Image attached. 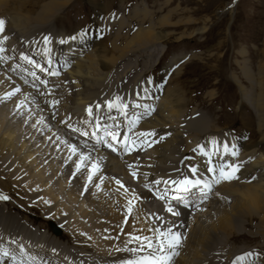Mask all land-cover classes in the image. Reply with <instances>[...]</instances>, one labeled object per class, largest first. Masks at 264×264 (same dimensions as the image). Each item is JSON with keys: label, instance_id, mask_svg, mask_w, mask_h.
<instances>
[{"label": "bare ground", "instance_id": "1", "mask_svg": "<svg viewBox=\"0 0 264 264\" xmlns=\"http://www.w3.org/2000/svg\"><path fill=\"white\" fill-rule=\"evenodd\" d=\"M70 1L0 0V18L6 20L2 35L8 37L0 44L4 49L0 52V195L8 197L0 199V249L9 253L0 257V264H13L12 256L26 264H124L143 254L127 250L140 246L133 237L152 236L150 230L168 228L184 237L172 264H264L262 74L258 73L256 79L243 63L244 76L252 84L251 95L232 76L238 84L240 102L246 106L245 100L251 106L254 121L249 117L243 120L242 136L233 133V139L224 138L219 134L218 119L204 121L198 109H186L193 102V93L188 97L171 87L159 88L168 74L174 80L182 74L179 65L187 55L169 58L160 69L161 79L155 82L154 78L142 80V72L149 70L145 64L142 72L129 74L137 61L127 73L121 72L123 67L113 74L117 60L165 37L154 30L151 10L141 12L150 18L146 27L139 26L122 47L112 40L108 49L102 41L92 42L97 39V23H101L97 21L98 12L88 20L82 19L77 27L74 22L80 20L76 16L70 25L60 24L69 17L68 10L66 16L61 11L70 6ZM168 16L160 18L158 25L170 23ZM45 36L51 41L47 45L50 56L44 51ZM70 36L76 39L69 40ZM61 39L66 43L61 44ZM91 44L92 52L86 53ZM109 50L118 54L107 55ZM21 54L37 62L42 70L33 77L22 75V70L30 74L37 68L29 67ZM52 72L58 77L49 75L50 82L42 86L47 77L43 74ZM214 93L208 90L206 96L212 98ZM117 95L128 104L127 118L117 109L103 107L106 100ZM97 103L102 105L100 124L109 128L119 125V132L123 126L131 127L128 121L139 115L131 140L144 139L137 135L140 132L154 131L156 135L148 137L147 142H156L151 147L138 144L116 156L102 152L99 146L82 145L87 144L88 136L71 129L76 122L82 131L96 124ZM89 105L93 106L91 118L86 112ZM144 105L154 109L151 114ZM248 120L261 132L254 142L244 140L254 136ZM212 139L220 149L211 157L216 172L208 171V157L197 148L203 145L211 151ZM224 144L230 148L235 145L238 155L224 153ZM71 145L77 148L75 154L70 151ZM81 154L86 159L77 170ZM92 163L99 169L89 180ZM227 164L239 166L236 178L213 183L209 201L195 210L177 209L174 211L179 215L174 216L147 195L149 189L163 183L155 184L158 179L174 181L188 176L212 181L219 175V167ZM191 167L197 168L196 174L190 172ZM80 196L81 203L77 201ZM51 225L60 229L58 236L52 234ZM236 253L252 255L240 261Z\"/></svg>", "mask_w": 264, "mask_h": 264}, {"label": "rangeland", "instance_id": "2", "mask_svg": "<svg viewBox=\"0 0 264 264\" xmlns=\"http://www.w3.org/2000/svg\"><path fill=\"white\" fill-rule=\"evenodd\" d=\"M147 9L152 11L154 30L162 32L165 37L117 60L113 74L123 67L121 72L125 70L127 73L137 61L139 64L131 68L129 74L134 76L142 72L141 67L145 64L149 70L145 74L142 72V80L154 78L155 82V79H161L160 72L169 58L187 55L188 58L179 65L182 74L176 80L169 78L168 74L163 78L160 90L171 87L188 97H192L193 93V102L186 109H198L204 121L218 119L219 134L224 138L233 139V133L242 136V122L248 117L253 120V111L245 100L246 106L241 104L238 84L232 76L249 91V95L252 93V84L244 76L243 63H246L256 79H259L258 73L264 77V0H71L70 6L61 11L65 15L68 10L69 17L60 24L68 26L75 21L73 18L76 16L80 20L78 24L74 22L77 27L82 19H90L96 11L100 15L97 21L101 23H97V41L92 42L102 41L110 49L113 40L117 46L122 47L127 37L130 38L139 26H147L150 18L141 15ZM166 14L169 15L167 20L170 23L158 25L160 18ZM93 47L94 44L89 45L85 52L91 53ZM115 52L109 50L107 55ZM27 65L32 67L30 63ZM208 90L215 92L212 98L206 96ZM248 124L252 126L254 136L244 140L254 142L261 132L256 130L254 122L248 120ZM54 128L58 129L55 125ZM61 179L65 180L64 177ZM81 198L77 197L79 203ZM51 226L52 234L58 236L60 229L56 227L59 230L56 233L54 225ZM242 254L236 253L235 256L238 258Z\"/></svg>", "mask_w": 264, "mask_h": 264}, {"label": "snow or ice", "instance_id": "3", "mask_svg": "<svg viewBox=\"0 0 264 264\" xmlns=\"http://www.w3.org/2000/svg\"><path fill=\"white\" fill-rule=\"evenodd\" d=\"M6 28V20L3 18H0V36H2V39H0V44L3 43L4 40H7L8 37L6 35H2L5 32ZM80 35H83V32L80 33ZM69 40H75L76 36H70L68 37ZM61 44L66 43L64 39H61L59 41ZM44 43H45V54L50 56L51 48L47 47L51 43L50 38L45 36L44 37ZM4 51L2 47H0V52ZM22 59L28 60L29 63H35L31 60L30 57L24 56L21 54ZM49 63H51V59L49 58ZM39 66V65H37ZM33 75H35L33 73ZM150 82V81H149ZM19 89H17L18 91ZM53 103H57V101H53ZM102 105L97 103L95 105V108L97 110V115L95 116V119L97 120V123L95 127L97 129L101 128V125L99 124V120L101 119V116L99 115V110L101 109ZM103 107H106L108 110L117 109L121 115H124L127 118V109L128 104L124 103L122 98L120 96H115L113 99H108L104 102ZM136 107H139V105H136ZM144 108L146 109L148 114H151V111L154 109H151L148 105H144ZM86 112L88 116L91 118L93 117V106L89 105L86 108ZM141 117L139 115H135L128 121V123L131 125V128L136 127L139 124ZM119 127V125L114 124L111 128L105 126L103 127V136H98L96 133H93L94 138L97 139V142H105L108 144L109 147H113L112 142H117L123 145V149L126 152L132 151L138 144H144L147 143L148 147H151L152 143H155L156 141H152L151 143L147 142V138L151 136H155L156 133L154 131H145L140 132L137 135L139 137H142L144 139L142 140H130L129 136L127 134L124 135L123 140H119L118 137L121 135L120 132H118L116 129ZM131 128H129V131H131ZM84 135H87V133H83ZM111 138V142L108 141L107 138ZM160 139H164V137H160ZM210 144L212 145V150L208 151L205 149L203 145H197V148L199 149L200 153L203 156L208 157L209 161V172H216V168L211 166V157L215 152H219V146L217 144V141L215 139H212L210 141ZM115 151L116 149L113 148ZM194 149L193 151H195ZM70 151L75 154L77 152V148L75 145L70 146ZM223 152L224 153H230L232 156H237L238 152L236 150V146L232 145L231 148L227 145H223ZM86 157L81 154L80 160L77 162L76 167L77 170L83 165L84 160ZM131 167V166H130ZM99 169V165L97 163L91 164V170L88 176V179H92V175ZM239 170V166L236 164H227V165H221L219 167V175L214 176L212 181L207 180H201V179H190L188 176L183 177L182 179L174 180V181H161L156 180L154 181L155 184H160L161 182L167 184H172L174 186V190L176 193H178L176 196L173 197V199L183 202L187 205L188 200L186 199V194H191L192 190L200 187L201 193L204 195V198H207V192H210L212 190V184L213 183H220L222 180H233L236 178V172ZM190 172L192 174H196L197 168L191 167ZM132 176L135 178L137 176V173L134 171L132 172ZM145 179H147V176L145 175ZM117 184H120L121 187H124L123 184L120 181H117ZM148 184H145V187H148ZM207 190V192H205ZM127 191V189H126ZM167 193H165L166 195ZM160 199H164V195H160L157 193ZM0 199L7 200L8 197L4 195H0ZM45 203H50V201H45ZM132 204V201L129 200V205ZM131 207L128 208L129 213L131 212ZM167 211L172 213V215L176 216L179 215L178 212L174 211L171 204L169 203V206L167 207ZM153 232L152 236H135L133 239L137 242H139L138 248H131L127 249L128 251L136 253H143L140 255H136L135 258L129 259L124 262V264H172V259L174 256L178 255V248L181 245L182 240L184 237L180 233L173 232L170 228L166 230L161 229H152L150 230ZM132 241L130 240L129 243ZM145 249L148 251L145 252ZM21 251L23 249L21 248ZM9 253L6 249H0V257L7 256ZM252 255V253H246L243 256H240L237 258V260L243 261L247 256ZM13 264H26V262L21 259L17 260L15 256H12ZM28 264H31V262H28Z\"/></svg>", "mask_w": 264, "mask_h": 264}, {"label": "water", "instance_id": "4", "mask_svg": "<svg viewBox=\"0 0 264 264\" xmlns=\"http://www.w3.org/2000/svg\"><path fill=\"white\" fill-rule=\"evenodd\" d=\"M53 230H54V232H56V233L59 232V230H58L56 227H54V226H53Z\"/></svg>", "mask_w": 264, "mask_h": 264}]
</instances>
